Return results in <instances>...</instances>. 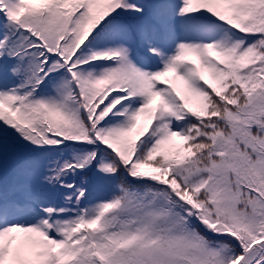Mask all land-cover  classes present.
Listing matches in <instances>:
<instances>
[{
  "label": "snow or ice",
  "instance_id": "obj_1",
  "mask_svg": "<svg viewBox=\"0 0 264 264\" xmlns=\"http://www.w3.org/2000/svg\"><path fill=\"white\" fill-rule=\"evenodd\" d=\"M0 264H264V0H0Z\"/></svg>",
  "mask_w": 264,
  "mask_h": 264
}]
</instances>
